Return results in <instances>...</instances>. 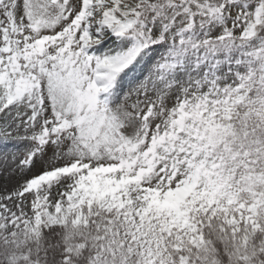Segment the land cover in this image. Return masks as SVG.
Returning <instances> with one entry per match:
<instances>
[{
	"label": "snow or ice",
	"instance_id": "1",
	"mask_svg": "<svg viewBox=\"0 0 264 264\" xmlns=\"http://www.w3.org/2000/svg\"><path fill=\"white\" fill-rule=\"evenodd\" d=\"M0 176V264H264V0H0Z\"/></svg>",
	"mask_w": 264,
	"mask_h": 264
},
{
	"label": "rangeland",
	"instance_id": "2",
	"mask_svg": "<svg viewBox=\"0 0 264 264\" xmlns=\"http://www.w3.org/2000/svg\"><path fill=\"white\" fill-rule=\"evenodd\" d=\"M23 178H25V177H19V176L12 177L11 181L8 184L9 188H11L18 180L23 179ZM4 183H5V181H4L3 176H0V190H2V186Z\"/></svg>",
	"mask_w": 264,
	"mask_h": 264
}]
</instances>
